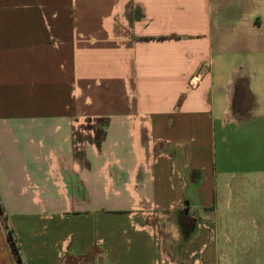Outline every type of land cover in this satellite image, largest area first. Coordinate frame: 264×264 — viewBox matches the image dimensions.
<instances>
[{
    "label": "crops",
    "instance_id": "0c3cea01",
    "mask_svg": "<svg viewBox=\"0 0 264 264\" xmlns=\"http://www.w3.org/2000/svg\"><path fill=\"white\" fill-rule=\"evenodd\" d=\"M261 197L264 0H0V264H264Z\"/></svg>",
    "mask_w": 264,
    "mask_h": 264
},
{
    "label": "trees",
    "instance_id": "16d2710c",
    "mask_svg": "<svg viewBox=\"0 0 264 264\" xmlns=\"http://www.w3.org/2000/svg\"><path fill=\"white\" fill-rule=\"evenodd\" d=\"M0 214L3 215V208L1 206V204H0ZM6 229H7V240H8V243L10 245L11 251L14 254L16 262L18 264H22L21 256H20V253H19V249H18L16 240L14 238V235L12 233V230L9 229L7 225H6Z\"/></svg>",
    "mask_w": 264,
    "mask_h": 264
},
{
    "label": "rangeland",
    "instance_id": "374dc122",
    "mask_svg": "<svg viewBox=\"0 0 264 264\" xmlns=\"http://www.w3.org/2000/svg\"><path fill=\"white\" fill-rule=\"evenodd\" d=\"M253 186H255V189H259L258 187H256V185H253ZM247 189H253V187H248ZM262 198V197H261ZM260 198V199H261ZM262 200H264V198H262ZM262 207H263V205H262ZM262 211H264V208L262 209Z\"/></svg>",
    "mask_w": 264,
    "mask_h": 264
}]
</instances>
